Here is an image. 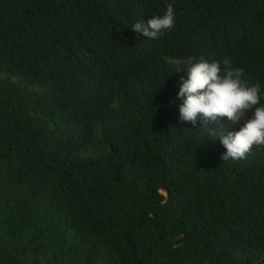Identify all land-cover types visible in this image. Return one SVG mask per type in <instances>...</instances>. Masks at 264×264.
<instances>
[{"label": "trees", "instance_id": "obj_1", "mask_svg": "<svg viewBox=\"0 0 264 264\" xmlns=\"http://www.w3.org/2000/svg\"><path fill=\"white\" fill-rule=\"evenodd\" d=\"M200 56L264 103V0H0V264H264V145L178 118Z\"/></svg>", "mask_w": 264, "mask_h": 264}, {"label": "clouds", "instance_id": "obj_2", "mask_svg": "<svg viewBox=\"0 0 264 264\" xmlns=\"http://www.w3.org/2000/svg\"><path fill=\"white\" fill-rule=\"evenodd\" d=\"M174 18L173 4L166 3L162 13H153L146 21L138 19L130 25L143 36L156 39L174 26ZM181 65L186 75L179 78L176 92L178 118L193 125L198 117L204 122H219L215 129L204 128L214 132L210 137H219L224 146L221 160L243 159L253 145H264V103L258 82H248L244 69L234 66L228 56L211 60L200 56ZM249 109L250 115L245 116ZM224 121L230 125L242 123L225 132Z\"/></svg>", "mask_w": 264, "mask_h": 264}]
</instances>
